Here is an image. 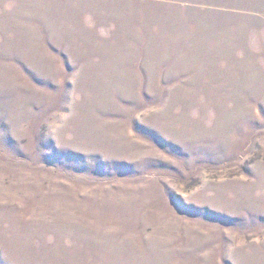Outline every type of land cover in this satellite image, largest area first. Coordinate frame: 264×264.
<instances>
[{
  "label": "rangeland",
  "instance_id": "obj_1",
  "mask_svg": "<svg viewBox=\"0 0 264 264\" xmlns=\"http://www.w3.org/2000/svg\"><path fill=\"white\" fill-rule=\"evenodd\" d=\"M0 264H264V0H0Z\"/></svg>",
  "mask_w": 264,
  "mask_h": 264
}]
</instances>
